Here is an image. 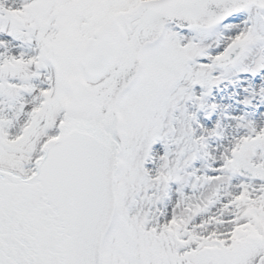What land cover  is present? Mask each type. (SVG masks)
Here are the masks:
<instances>
[{
	"label": "snow or ice",
	"instance_id": "6c2138e0",
	"mask_svg": "<svg viewBox=\"0 0 264 264\" xmlns=\"http://www.w3.org/2000/svg\"><path fill=\"white\" fill-rule=\"evenodd\" d=\"M0 264H264V0H0Z\"/></svg>",
	"mask_w": 264,
	"mask_h": 264
}]
</instances>
